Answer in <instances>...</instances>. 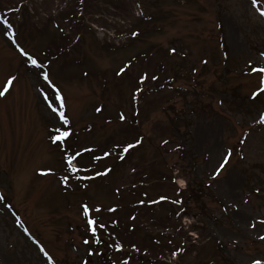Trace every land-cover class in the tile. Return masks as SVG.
<instances>
[{"label": "rangeland", "instance_id": "374dc122", "mask_svg": "<svg viewBox=\"0 0 264 264\" xmlns=\"http://www.w3.org/2000/svg\"><path fill=\"white\" fill-rule=\"evenodd\" d=\"M43 1L26 0L21 8L22 13L28 8L27 14L13 17L20 24L17 44L39 61L51 59L43 56L47 49L62 46V53L47 63V82L59 85L70 123L54 116L49 101L60 106L56 93L38 77L42 70L6 39L12 32L0 19V90L16 77L0 96V264H119L108 244L110 229L141 244L147 234L161 230L151 224L154 216H171L168 203L140 210L134 221L128 220L129 211L110 215L103 210L136 199L125 187L142 178L151 182L145 190L149 198L175 197L177 186L185 197L198 184L209 193L183 212L188 243L170 264H205L215 254V242L228 264L256 259L264 264V91L258 92L264 89V73L258 71L264 68V0H140V7L137 0H100V6L85 0L84 27L67 29L71 38L52 46L58 35L63 37L49 19H57L69 3ZM42 3L49 11L42 12ZM141 12L151 17L148 26L138 18ZM114 24L124 33L115 34ZM133 29L141 31L126 37ZM130 61L132 67L115 77ZM142 68L148 77L158 72L160 79L173 77V83L142 93L133 115L130 77ZM57 128L71 131L67 142L52 143ZM138 135L140 143L124 164H113L108 156L84 158L80 148L100 152ZM64 148L81 153L79 171L63 163ZM109 164L108 175L86 178ZM137 164L148 170L132 172ZM87 217L99 225L96 235ZM126 234L121 233L127 240ZM167 249L160 251L165 254L158 255L160 260H169Z\"/></svg>", "mask_w": 264, "mask_h": 264}, {"label": "trees", "instance_id": "16d2710c", "mask_svg": "<svg viewBox=\"0 0 264 264\" xmlns=\"http://www.w3.org/2000/svg\"><path fill=\"white\" fill-rule=\"evenodd\" d=\"M19 1L20 0H9L8 2H4L3 0H0V5H1L0 6V14H2L3 12L4 13L9 12V10H11L13 8H17ZM21 1H24V0H21ZM93 1L98 6L102 5V3L99 1H96V0H93ZM138 2H140V0ZM22 3H24V2H22ZM27 12H28V10H27V8H25L24 13L27 14ZM114 28L116 31H120V27L117 26V24L116 25L114 24ZM137 30L141 31L140 29H137ZM58 44H60V43H52L51 46L52 45H58ZM61 48H62V46H60V47L52 46L51 49H47V50L50 51V55L58 56L60 51H61ZM141 66L142 65H140L139 67L141 68ZM143 70H144L143 68L140 70H137V71H140V73L137 74V76L130 77V85H131V92L130 93L133 96V97H131V100H132L131 105H132V109L135 111L138 109V107H137L138 99L140 98V95L142 93H144L145 91L148 92L149 90L154 91L153 88L158 89L165 82V79H160V76H159V74H157L158 73L157 71H156L157 73H155L153 76L148 77V72L143 71ZM145 76H146V79H141V77H145ZM167 79H170V78H167ZM158 81H161V83L157 84ZM170 82H172L171 79L169 80V84H171ZM136 95H138V99H137ZM133 120H134V118L132 116V120H130V121H133ZM127 161H128L127 158L124 157L123 159L118 160L117 162L124 164V163H127ZM145 167L148 170V167L146 165L140 166L138 164L133 165L131 169L138 170V169L145 168ZM130 183H132V182H130ZM133 183H141L144 185H139L137 188L140 187L141 189L138 191L136 188L135 190H130L127 192L129 197H136V199L123 202L124 207L122 210L123 211H129L128 220L134 221L135 218L138 216V213L140 212V210L142 212H144L145 208H149V210L151 211V209L154 207L153 205H155V204L168 203V204H170V207L168 209L167 214L171 215V216L173 215V216L172 217L170 216V218L168 220L161 219V218H159V216H154V218L151 219V224L155 228L161 227V229H163V230H167V228H171V230H170V234H168V235L153 234V233H152L153 235L147 234L146 237L141 239V244H139V241H137V243L134 242L133 238L130 235L119 230V232L117 234L115 233V235L110 236V239L113 241L115 248H116V240H117V246L119 249L116 250V255H118L120 257L121 263L127 264V262L130 261V259H131V261H133L134 263H139V264H163L158 260V255H159L160 251L162 249H164V247H167L170 250H176L180 254L185 252L186 244L188 243V241H187V236L185 235V233L182 230H180L181 228H180V225L178 223L179 216L186 213L187 209H189V203L190 202H193V200L199 199L200 195L203 193L202 187L199 184L197 185L196 188L189 186L190 189L188 190V193L185 194V197H184V194L182 196V191H180L178 193V197L171 198V201H168L167 199H160L161 197H167V195H163V194H157L153 198L148 197V194L145 191L147 189V186L151 183L150 180H148V178L137 179ZM205 186H206V184L203 185L204 190H205ZM122 194L123 193H121V195ZM203 194L209 195V193H206V192ZM190 197H191V199H189ZM121 199H123V197ZM196 203H198V202L196 201ZM175 207H176V210H175ZM184 211H185V213H183ZM152 214L155 215L156 213H152ZM173 217L175 218V220H173ZM119 218H120V216L117 217L118 220H119ZM140 218H141V216L139 217V219ZM121 233L127 235V240L121 235ZM158 236L164 237V238H166L167 236L168 237L173 236L175 238L178 237L180 240L176 244L163 243V241L158 239L159 238ZM168 241L172 242L173 240L168 238ZM148 242H151V244L157 245V246L162 245V248L153 249V248H151V245L148 244ZM141 246H142V249H141ZM214 247L216 248L215 254H213L212 259L207 260L205 262V264H218V263L219 264H228L225 262V260L222 256V253H221L222 257L220 256L219 243L215 242Z\"/></svg>", "mask_w": 264, "mask_h": 264}, {"label": "snow or ice", "instance_id": "6c2138e0", "mask_svg": "<svg viewBox=\"0 0 264 264\" xmlns=\"http://www.w3.org/2000/svg\"><path fill=\"white\" fill-rule=\"evenodd\" d=\"M254 2H258V0H254ZM261 15L264 16V10H261ZM4 23H5V24H8V27H9V28L12 27V25H11L10 23H8L7 20H5ZM5 31H7V29H5ZM132 35L135 36V35H138V33H137V32H133ZM173 51H175V50L173 49ZM20 52H21L25 57L28 58V60L30 61L31 65H32L33 67H36V68L41 67L40 64H39V61H38L34 56H32V55H30L28 52H26L25 49L20 48ZM254 70H256V69H254ZM123 71H125V69H121V72H123ZM258 71L261 72V73H264V68H260V69H258ZM43 77H44V80H45V81H48L49 83H51V81L49 80V74H48L47 72H44V73H43ZM15 79H16V77H11V78L8 80V84L5 86V88H4L3 90H0V96H3V95L8 91V88L11 86L12 82H13ZM141 79H146V76H145V77H141ZM261 82L264 83V79H262ZM52 87H53V88L55 89V91H56V99H58V100L60 101V106L57 107L53 102L49 101V107H50L52 113L54 114V116L58 119V121H62L64 125H67V124H69L70 122H69L68 117L65 115L64 111L62 110L63 107H64V104H63V100H64V98H63V96L60 95V91H59V89L56 88V86H55L54 84L52 85ZM259 91H264V89H260V90H258V92H259ZM258 92H254V93H253V97H256V96L258 95ZM45 98H47V97H45ZM98 111H99V109H98ZM124 118H125V117L123 116V114H121V119H124ZM261 122L264 123V117L261 118ZM55 132H56L57 134L54 135V136L52 137L53 142H61V141H63V142H67V141L69 140V138L71 137V135H72V133H71L70 130H63V129H61V128H57V129H55ZM138 143H140L139 140H137V144H138ZM133 147H135V145H133V144H128L127 147H125V148L123 149V151H124L125 153H127L128 150L131 149V148H133ZM66 151H67V150H66ZM80 155H81V153H80L79 151H77L75 154L67 153V155H66L67 167H68L71 171H73V172L77 171V169L74 167V161H75L76 158H77L78 156H80ZM104 155H105V156H109V155H111V153H110V152H105ZM228 155L230 156V152L228 153ZM120 158L123 159V157H120ZM97 159H99V157H97ZM226 163H227V160H224V163L221 164V165L219 166V168L222 170L223 167H224V165H225ZM108 171H111V169H107L104 173H99V172H98V173H96V175H105V174H107ZM219 174H220V172L217 171V172H216V175H219ZM63 179H64L65 182H67V180H68L69 178H68L67 176H65ZM160 199H166V197H161ZM83 210H84L85 214H87L88 211H89L88 205H84V206H83ZM88 224H89L90 226H92V227H91V231H92L93 233H95V232H96V227H95V225H96V221L93 220V219H89V220H88ZM100 227H104V225H100ZM261 239H264V237H261ZM85 243H88V241H85ZM45 255H47V253H45ZM251 264H262V261H261L260 259H256V260H253V261L251 262Z\"/></svg>", "mask_w": 264, "mask_h": 264}]
</instances>
